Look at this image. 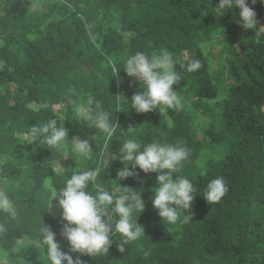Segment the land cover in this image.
Returning <instances> with one entry per match:
<instances>
[{
	"label": "trees",
	"instance_id": "obj_1",
	"mask_svg": "<svg viewBox=\"0 0 264 264\" xmlns=\"http://www.w3.org/2000/svg\"><path fill=\"white\" fill-rule=\"evenodd\" d=\"M45 1L0 0V190L7 191L17 209L16 218L0 212L5 229L0 259L5 264H49L40 239L44 224L67 251L62 225L56 222L57 200L47 207L73 172L99 168L96 183L103 188L142 192L145 208L137 222L145 235L125 245L124 253L116 247L119 234L110 235L108 254L96 256L98 260L81 256L85 264H264L260 24L244 29L239 7L223 13L219 0ZM248 4L264 23V4ZM161 49L172 54L182 76L173 90L183 107L137 113L131 97L143 89L126 74L124 61L138 51L151 56ZM192 60L201 67L188 72ZM114 68L120 70L115 75ZM89 96L111 113V123L119 124L110 140L77 116V105ZM54 118L68 130L63 145L49 148L39 140L26 141L33 125ZM73 138L89 141L90 159L75 153ZM129 138L142 145L156 141L189 149L175 175L192 181L198 194L188 212L180 210L175 224L163 223L152 206L157 173L137 168L138 176L116 180L117 169L124 167L119 149ZM214 163L219 168L213 172ZM217 177L224 178L228 191L208 204L202 193ZM88 190L95 192L91 185ZM188 215L192 218L185 222Z\"/></svg>",
	"mask_w": 264,
	"mask_h": 264
},
{
	"label": "clouds",
	"instance_id": "obj_2",
	"mask_svg": "<svg viewBox=\"0 0 264 264\" xmlns=\"http://www.w3.org/2000/svg\"><path fill=\"white\" fill-rule=\"evenodd\" d=\"M251 2L255 4L257 0ZM260 3L264 4V0H260ZM237 6L239 7L238 22L242 27L246 30L257 29L259 26L257 14L249 6L248 0H219L217 4V8L223 13ZM260 31L264 33V26H260ZM92 39L94 40L95 37ZM200 67L199 60H192L187 63L186 70L194 72ZM123 69L129 77L140 82V87L143 89L131 97V107L137 113H146L157 108L160 112L162 109H182L181 98L173 90V85L178 84L182 76L176 70V61L168 50L161 49L151 56L138 51L125 59ZM113 71L115 75L120 70L114 68ZM117 96L118 100L122 96L129 104L126 97ZM76 113L90 127H95L106 134L109 140L119 126L118 123L110 122L111 113L103 110L100 101L92 96L77 105ZM132 128L129 126V131ZM68 136V130L62 123L58 125V120L54 118L47 123L33 125L25 139L28 143L39 140L49 148H53L63 145ZM73 148L79 157L91 158L92 147L88 140L73 138ZM119 150L121 153L119 160L124 163V167L117 169V181L138 176L137 168L145 174L157 173L158 186L154 188L151 202L163 223L175 224L181 209L187 212L191 209L192 202L198 194L197 189L188 178L175 175L180 172L182 163L190 155L186 146L156 141L142 145L135 138H129L123 142ZM67 157L69 156L65 154V158ZM99 174V168L73 172L64 186L52 195L47 208H51V201L55 198L62 219L60 235L68 241L69 247L67 251L61 250V244L56 240L57 234L50 226L44 224L40 229V239L45 246L49 264H65V262L85 264L80 258L81 255L91 257L106 255L113 243L110 235L114 238L119 234L121 239L116 247L124 253L125 245L145 235L144 227L137 222L138 215L145 208L142 192L129 187H118L109 191L96 183ZM90 185L94 187V193L88 190ZM227 191L224 178L217 177L207 183L202 195L207 203L211 204L219 202ZM0 212L12 218L17 216L14 202L5 190H0ZM189 218L192 217L188 215L185 222ZM4 230L3 225H0V232ZM73 253L78 255L74 258Z\"/></svg>",
	"mask_w": 264,
	"mask_h": 264
},
{
	"label": "rangeland",
	"instance_id": "obj_3",
	"mask_svg": "<svg viewBox=\"0 0 264 264\" xmlns=\"http://www.w3.org/2000/svg\"><path fill=\"white\" fill-rule=\"evenodd\" d=\"M46 2H48V0L45 1V3H46ZM259 24H260V26H264V23H262V22H259ZM217 48H218L217 45L212 46L210 55H212L213 57H215L216 52H217ZM217 63H218V62H215V63H214V67H215V68H216V66H218ZM131 84H132V82L129 83V85H131ZM55 108H58V106L55 107ZM218 168H219V165H218L217 163H216V164H215V163H214V164H211V169H212L213 172H214L215 170H217ZM56 222H58L60 225H62L61 213H59V217H57ZM81 256H83V257H85V258H87V259H89V260H98L97 257H91V256H88V255H81ZM0 264H5L4 259H0Z\"/></svg>",
	"mask_w": 264,
	"mask_h": 264
},
{
	"label": "bare ground",
	"instance_id": "obj_4",
	"mask_svg": "<svg viewBox=\"0 0 264 264\" xmlns=\"http://www.w3.org/2000/svg\"><path fill=\"white\" fill-rule=\"evenodd\" d=\"M71 72H72V71H71ZM71 72H70V73H71ZM87 78H88V77H87ZM92 80H94V79L92 78ZM94 82H95V81H94ZM89 83H90V82H89ZM92 85H93V83H92Z\"/></svg>",
	"mask_w": 264,
	"mask_h": 264
}]
</instances>
